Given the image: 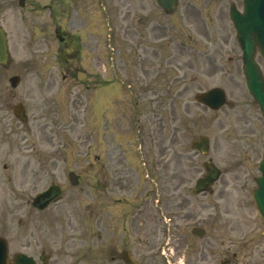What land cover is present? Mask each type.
Listing matches in <instances>:
<instances>
[{
  "label": "rangeland",
  "instance_id": "1",
  "mask_svg": "<svg viewBox=\"0 0 264 264\" xmlns=\"http://www.w3.org/2000/svg\"><path fill=\"white\" fill-rule=\"evenodd\" d=\"M74 2L27 0L22 9L17 0H0L10 55L0 66V127L9 126L0 148V236L9 256L36 258L45 248L50 264H122L118 255L127 250L138 264H264V222L252 198L264 119L245 87L228 18L229 5L241 7V0H178L170 14L157 0ZM56 23L74 33L62 48ZM74 68L87 73V83L63 81L62 69ZM14 75L20 82L12 89ZM104 80L111 85L103 88ZM215 86L230 105L211 111L195 103V93ZM17 102L32 129L41 114V121L72 126L45 142L22 130L12 114ZM200 135L210 139L204 156L190 150ZM51 154L56 170L40 164ZM99 159L121 169L115 183L104 177L105 194ZM207 159L222 174L212 193L195 195ZM62 165L80 171L79 185L68 184ZM51 181L64 188L61 201L42 213L26 205L34 223L21 239L20 193L30 199ZM193 226L206 230L203 239L191 234Z\"/></svg>",
  "mask_w": 264,
  "mask_h": 264
},
{
  "label": "water",
  "instance_id": "2",
  "mask_svg": "<svg viewBox=\"0 0 264 264\" xmlns=\"http://www.w3.org/2000/svg\"><path fill=\"white\" fill-rule=\"evenodd\" d=\"M159 4L167 11L172 10L176 4V0H159ZM237 32V39L243 52V72L246 77V85L250 94L260 105L264 116V82L257 64L254 61L256 46L264 58V0H244V13L238 14L232 8L230 14ZM6 61V45L5 36L0 30V63ZM11 85L15 86L18 78L14 77L11 80ZM196 100L210 108H219L224 103V93L220 88H214L206 93L198 94ZM17 109V108H16ZM192 148L199 150L201 153H206L208 150V140L206 137H200L199 141L192 143ZM204 167L207 171V176L198 179L194 192L198 193L212 184L219 176V171L209 163H205ZM262 176L256 180L258 188L253 192L255 204L259 214L264 219V159L259 167ZM73 184L76 180L70 177ZM58 190L52 188L49 195L39 199V208H43L49 202V199L57 196ZM122 261L125 264H134L127 252L121 254ZM14 264H34L31 258H26L23 255L16 254L13 257ZM0 264H7V249L6 243L0 240Z\"/></svg>",
  "mask_w": 264,
  "mask_h": 264
},
{
  "label": "flooded vegetation",
  "instance_id": "3",
  "mask_svg": "<svg viewBox=\"0 0 264 264\" xmlns=\"http://www.w3.org/2000/svg\"><path fill=\"white\" fill-rule=\"evenodd\" d=\"M48 126V123H44L43 124V129H42V131H41V129H40V126H39V131L40 132H42V133H46L47 132V130H46V127ZM43 164H45V165H54L53 163H52V159H50V157L49 158H46L45 159V161L44 162H42ZM43 167H47V166H43ZM103 189H105V185H104V188ZM101 209H103V208H101ZM102 212H104V209H103V211ZM102 216V215H101ZM196 264H199V263H196ZM225 264H230V263H225Z\"/></svg>",
  "mask_w": 264,
  "mask_h": 264
}]
</instances>
